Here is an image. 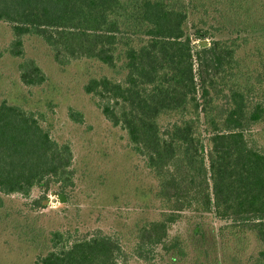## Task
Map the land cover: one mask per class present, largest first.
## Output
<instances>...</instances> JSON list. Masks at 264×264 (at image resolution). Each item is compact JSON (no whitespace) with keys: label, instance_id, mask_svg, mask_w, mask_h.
Here are the masks:
<instances>
[{"label":"trees","instance_id":"obj_1","mask_svg":"<svg viewBox=\"0 0 264 264\" xmlns=\"http://www.w3.org/2000/svg\"><path fill=\"white\" fill-rule=\"evenodd\" d=\"M189 11L187 0H0L12 58H25L24 39L33 37L59 67L97 61L124 76L92 78L84 91L157 180L162 219L140 228L138 248L162 247L177 263L186 249L169 240L168 224L185 213L212 215L233 235L253 234L256 264H264V151L249 138L264 125V58L259 72L240 69L239 38L208 44L201 31L195 51ZM19 71L27 87L47 82L35 60ZM69 118L84 123L74 109ZM43 121L0 103V192L28 198L36 188L48 194L52 185L73 184V147L53 139ZM48 204L43 196L34 206ZM50 243L38 264H119L120 246L103 235L73 240L55 232Z\"/></svg>","mask_w":264,"mask_h":264},{"label":"rangeland","instance_id":"obj_2","mask_svg":"<svg viewBox=\"0 0 264 264\" xmlns=\"http://www.w3.org/2000/svg\"><path fill=\"white\" fill-rule=\"evenodd\" d=\"M187 2L186 32L195 41V51L202 49L198 31L207 33L208 44L239 38L244 43L238 53L239 68L260 71L264 0ZM24 40L25 58H12L6 53L14 41L11 25L0 22V103L42 114L53 139L72 145L74 181L65 190L52 185L48 194L36 188L28 198L0 192V264H38L52 251L50 239L55 232L70 233L73 240L109 237L120 246L119 264H256L261 250L256 237L233 235L228 223L212 215L185 213L168 224L169 240L178 239L186 249V257L177 263L164 255L162 247L139 249L140 228L162 219L157 180L132 150L127 133L107 121L84 91L92 78L122 81L124 76L97 61L59 67L41 40ZM25 60H35L42 68L47 76L43 86L27 87L21 82L19 65ZM71 109L84 114L83 124L69 118ZM249 138L264 151V125L255 127ZM43 196L49 200L48 207L34 206Z\"/></svg>","mask_w":264,"mask_h":264},{"label":"water","instance_id":"obj_3","mask_svg":"<svg viewBox=\"0 0 264 264\" xmlns=\"http://www.w3.org/2000/svg\"><path fill=\"white\" fill-rule=\"evenodd\" d=\"M61 200H62V202H64V200H65L64 196H62Z\"/></svg>","mask_w":264,"mask_h":264},{"label":"built area","instance_id":"obj_4","mask_svg":"<svg viewBox=\"0 0 264 264\" xmlns=\"http://www.w3.org/2000/svg\"><path fill=\"white\" fill-rule=\"evenodd\" d=\"M52 199V201L54 200V198H51Z\"/></svg>","mask_w":264,"mask_h":264}]
</instances>
